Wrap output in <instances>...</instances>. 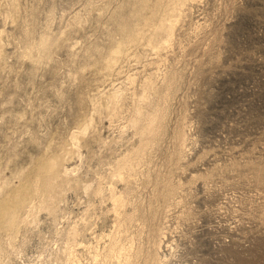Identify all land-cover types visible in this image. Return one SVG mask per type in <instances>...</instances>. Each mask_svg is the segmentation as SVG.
I'll list each match as a JSON object with an SVG mask.
<instances>
[{"label":"rangeland","instance_id":"rangeland-1","mask_svg":"<svg viewBox=\"0 0 264 264\" xmlns=\"http://www.w3.org/2000/svg\"><path fill=\"white\" fill-rule=\"evenodd\" d=\"M132 1L19 0L13 21L7 0H0V185L7 183L0 199L11 197L10 204H19L14 214L27 217L41 200L35 183L43 179L46 156L61 155L90 121L80 154L65 164L78 168L83 184L107 187L117 162L140 142L129 125L134 92L150 74L164 91V74L173 73L164 133L140 168L150 176L134 177L126 207L138 209L130 227L134 246L143 250L138 264H153L157 253L166 264H264V0L191 2L172 47L157 55L130 46L128 57L107 71L95 48L105 52L113 35L120 36L113 15L129 14ZM49 32L59 39L51 59L38 63L22 55L28 42ZM138 49L147 53L141 60L134 57ZM116 87L127 89L117 114L96 111L97 97ZM126 186L119 182L118 191ZM108 194L73 187L56 219L39 210L38 224L17 235L26 245L13 264H40L43 249L62 244L57 230L85 218L87 244L77 247L83 262L89 260L88 246L103 245L116 231ZM14 232L3 231L1 240Z\"/></svg>","mask_w":264,"mask_h":264},{"label":"bare ground","instance_id":"bare-ground-1","mask_svg":"<svg viewBox=\"0 0 264 264\" xmlns=\"http://www.w3.org/2000/svg\"><path fill=\"white\" fill-rule=\"evenodd\" d=\"M194 1L196 0H133V9L129 14L125 15L121 10H116L113 17L118 24L116 32H119L120 36L116 37L118 33L113 35V42L105 52L103 49L95 48L103 55L102 61L105 69L107 71L114 69L123 58L128 57L130 46L140 47V45H144L148 47L147 50L150 53L152 51L157 55H160L165 49L172 47L176 26L187 15V6ZM7 5L6 17L15 21L20 9L19 0H7ZM3 32L2 30L0 31L1 59L3 56ZM32 32L29 29L25 30L26 35H31ZM49 33L42 34L38 40L28 42L26 50L22 55L38 63L51 59L52 48L59 39ZM137 51L134 57L140 60L144 54H147L143 53L144 50L139 51L138 49ZM154 78L150 74L142 83L141 92H134L135 98L132 103L133 108L129 125L139 135L140 142L117 162L114 171L107 180V187L102 185L94 186L92 182L83 184L74 174L78 168L69 169L65 164V162L80 154L82 140L92 126V122L90 121L85 124L82 130L75 131L72 134V144L66 146L61 155L46 156L47 163L45 170L39 175L43 179L35 183L37 197L41 198V200L38 205L33 206L27 217L22 218L14 214V209L19 204L16 206L14 205L16 202L10 204L11 197L0 199V235L3 231H9L10 228L15 230L13 234L8 235L9 238L4 240V242L0 237V264H13L14 260L12 257L14 254L23 253L26 242L25 240L18 241L16 239L17 235L20 233V230L25 234L33 225L38 224L39 210H48L54 219L58 217L63 197L67 190L73 187L83 189L89 196H104L107 191L109 192L112 210L116 215V231L114 233L110 232V234L105 236L107 237V241L103 245L98 247L88 246L90 257L89 260L83 262L78 253L77 246L81 243L87 244L86 239L84 240V231L89 225L88 219L85 218L82 224L75 223L66 229H58L57 241L59 243V240H61L62 244L56 245V248H51L49 252L43 249L39 254L40 264H138L140 262L139 258L143 254V250L140 247L134 246V236L130 233L131 225L138 218V209L137 207H133L129 211L126 207L132 199L131 195H133L135 189L132 186L134 177L140 173L144 179L150 176L148 170H141L140 168L149 162L150 151L158 144L164 133L165 104L171 97L173 87L175 86V75L173 73L166 72L164 74V91H160L157 85L159 82H157L158 80L155 81ZM128 80L131 85L136 81V77L134 74H131ZM126 90L122 87H116L108 92H104L102 96L97 97L95 103L96 111L101 113L105 109L111 116L117 114L121 106L120 104L125 98ZM178 139L179 144L182 146L185 140L182 132H179ZM119 182H125L127 185L123 191H118L117 184ZM5 185H7L6 182L0 185L2 191L5 189ZM43 185L47 189L44 194L40 190V187H43ZM174 193L175 190L171 188L167 193V197H170ZM44 241L43 244H48L47 238H44ZM162 241L164 242V240ZM150 257L153 264H166L159 258V253Z\"/></svg>","mask_w":264,"mask_h":264}]
</instances>
